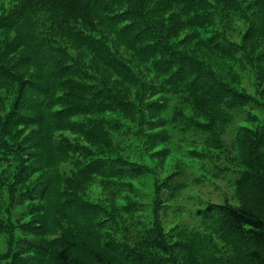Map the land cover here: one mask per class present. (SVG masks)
Instances as JSON below:
<instances>
[{
    "label": "trees",
    "instance_id": "obj_1",
    "mask_svg": "<svg viewBox=\"0 0 264 264\" xmlns=\"http://www.w3.org/2000/svg\"><path fill=\"white\" fill-rule=\"evenodd\" d=\"M153 1L0 0V235L9 234L11 239V234L15 236L16 231L23 235L16 241V246L10 244L9 264H164L165 259L160 254L169 256L170 247L163 241L165 235L149 232L144 222L134 218V210H130L133 216L130 223L134 226L130 240L122 241L116 237H102L104 228L99 233L96 230L84 234L78 230L82 224L75 217L80 215V210L76 208L78 213H75L67 204L75 202L79 206L84 200L77 202L68 197L64 205L58 199L50 202L51 197L66 192L82 198L84 188L94 197V216L102 215L112 207L109 198L115 192L119 176L131 180L135 173L130 174L128 168L114 160L123 161L117 154L118 147L125 143L131 131L114 132L113 142H108L107 136L102 138L95 128H88L86 122L79 121L86 113L96 114L99 113L97 110H103L108 112V120H113V115H121L133 121L145 107L156 108L160 116L163 112V121L150 122L151 128H142L143 133L129 139L130 147L135 140L141 141L145 134L154 140L161 137L163 140L160 141L164 142L167 134L160 136L151 131H166L170 126L168 121L178 122L182 114L180 96L185 93V86L197 83L200 74L194 73L193 66L178 46L167 38L155 36L145 15V9ZM168 1L171 6L167 14L180 17L182 22L186 21L185 14L192 13L195 8L203 12L214 7L213 0ZM252 2L263 5L264 0ZM221 3L229 11H234L237 4L235 0H221ZM205 23L210 26L215 22L207 20ZM106 29L111 31L110 38L123 39L130 52L143 62L153 77L149 83L150 91L141 93L138 84L133 83L144 84L149 76L143 77L134 62L116 54L112 42L96 34ZM184 31L188 33V29ZM255 37L251 33V38ZM219 39L217 41L221 42L222 38ZM97 41L103 42L107 48L104 53L109 54H100L98 61L107 70L112 66L119 70L120 73L112 70L107 73L115 80L122 78L129 83L131 95L142 99L139 112L129 100L121 97L122 93L109 88L94 68L93 54V61L82 62L79 52H91ZM221 44L227 45L224 51H234L233 42ZM23 75H29V78H23ZM159 95L166 96L162 104L149 102ZM224 103L227 106L215 92L202 99L200 107L209 106L226 117H234L235 112L244 110L247 105L246 101L235 99ZM3 111H9V115L4 117ZM66 121L77 124L73 128L78 131L62 124ZM263 132L264 127L257 133L259 139L256 142L247 139L251 155L263 142ZM8 136L17 140L23 137L31 143L27 148L29 153L18 160L24 166L15 167L19 170L16 176L10 161L14 154L8 155L1 142ZM240 140V145L246 148L245 139L241 137ZM99 142L104 149L98 148ZM49 148L53 149L54 156ZM98 151L103 152L97 156ZM102 154L111 158L100 157ZM91 159L93 161H89ZM261 163L259 157L258 160L250 158V172L237 187L245 194H241L239 206L225 202L210 204L197 211L201 228L193 234V244H189L191 250L187 248L190 246L184 248L182 244H175L176 249L190 253L181 264H264V166ZM38 213L49 215L50 228L45 227L46 221L36 223L38 227L21 225V219H15L18 226L12 225V218L19 214L23 219ZM200 231H207L205 239ZM87 237L97 242L92 244ZM204 241L212 244L215 251L209 252L207 261L202 255Z\"/></svg>",
    "mask_w": 264,
    "mask_h": 264
},
{
    "label": "rangeland",
    "instance_id": "obj_2",
    "mask_svg": "<svg viewBox=\"0 0 264 264\" xmlns=\"http://www.w3.org/2000/svg\"><path fill=\"white\" fill-rule=\"evenodd\" d=\"M213 1V8H206L203 12L195 8L192 13H186V23L182 22L180 17L167 14L171 1L154 0L145 9L146 19L153 27L155 36L167 38L171 44L178 46L193 66L194 73L200 74L197 83L191 82L185 86V93L180 96L182 103L179 109L182 114L178 122L168 121L170 126L166 127V131L164 129L151 131L152 134L160 136L167 134L164 142L160 141L163 140L161 137L159 140H154L149 139L145 134L141 141L135 140L133 147H130L129 139L143 133L142 128L145 130L151 128L150 122L163 121V112L160 116L156 108L152 110L147 107L140 111L142 99H136V96L131 95L129 83L125 79L115 80L109 76L110 74L108 75L111 70L115 73L120 72L115 66L110 67V65V69L107 70L98 61L101 55L109 56L108 53L107 55L104 53L106 46L103 42L97 41L92 46L91 52H79L84 63L93 61L91 59L93 54L96 61L94 68L103 76L109 88L119 94L122 93L121 97L129 100L130 104L141 112L133 121H128L121 115H113V120H108L107 111L97 110L96 112L99 113H86L79 118V121L86 122L88 128H95L100 135H103L102 138L105 139L107 136L108 142H113L114 132L119 133L124 130L127 133L125 129L130 130L131 133L127 134L125 143L118 147L117 154L123 158V161L114 160L118 165H124L123 168H128L130 174L135 172L139 175L134 173L131 180L119 176L115 182V192L109 198L112 207L107 213L96 217L94 197L87 189H82V198L66 192L50 199L51 203L58 199L63 205L68 202V197L77 202L84 200L79 206L75 202L73 205L67 204L75 213H78L76 208L80 210L78 213L80 215L75 218H79L83 227L79 225L78 230L86 234L95 233L96 230L99 233L100 229L104 228L102 237L108 236L112 239L116 237L122 241L130 240L134 227L130 223L133 219L130 210H134L133 212L137 213H134V218L137 222H144V227L149 232L165 235L163 241L170 247V251H168L169 256L160 254L165 259L162 261L164 264L184 262L190 255L189 252L183 253L176 249L175 244H182L184 248L193 244L191 240L193 234L201 228V220L196 217L198 210L205 209L210 204H225V202L239 206L242 190L237 187L250 172V158L254 157L257 160L258 157L261 158V165L264 166V140L258 144L256 152L252 150L253 155L247 148L246 142L247 139L256 142L259 139L257 133L264 127V2L261 5L254 4L252 0H235L237 4L234 11H229L221 0ZM238 11L240 12L237 13ZM207 20L215 22L214 25L208 26L205 23ZM101 26L104 29L103 23ZM185 28L188 29V33L184 31ZM251 33L255 34L254 39L251 38ZM96 34L103 40L112 42L116 54L134 62L143 72V77L149 76L144 84L133 83L138 84L141 93L150 91L149 83L152 82L153 77L148 73L143 62L130 52L127 43L123 39L116 41L110 38L111 31L108 29ZM220 37L223 43L227 44V41L234 43L233 52L224 51L227 45L223 46L217 41ZM105 63L107 64L106 61ZM23 78H29V75H23ZM215 92L221 96L224 106H227L224 101L235 99L246 101V108L235 112L234 117L231 115L226 117L219 110L209 106L201 108L200 101ZM165 100L166 96L159 95L149 102L160 105ZM1 108L0 102V111ZM7 115L9 111H3V116ZM94 115L98 117L95 118ZM171 116L167 115V117ZM62 124L77 130L73 128L77 127V124L73 125L68 121ZM262 134L264 136V132ZM241 137L245 139L246 148L240 145ZM1 142L8 155L14 154L10 157V161L14 166L12 173L16 176L19 170L15 167L24 166V163H19L18 160L29 153L27 148L31 146L30 140L25 141L23 137L17 140L8 136L2 138ZM249 147L251 149V146ZM98 148L104 149L103 146L101 147V142ZM49 149L52 150L51 156H54L53 149ZM98 152L97 156L103 151ZM100 157L111 158L103 154ZM22 217L23 215L19 214L12 218V225L18 226L15 219H21V225L38 227L36 223L44 224L46 221L45 227L51 226L49 215L43 216L38 213L27 218L22 219ZM199 233H203V239L206 238L207 231ZM11 236L12 239L9 234L0 235V264H9L7 256L10 244L16 246L18 238H23L19 231L15 232V236L14 233ZM87 240L92 244L97 242L91 237H87ZM187 248L190 251L192 246ZM209 252L215 251L212 244L204 241L202 255L206 261L210 259Z\"/></svg>",
    "mask_w": 264,
    "mask_h": 264
}]
</instances>
